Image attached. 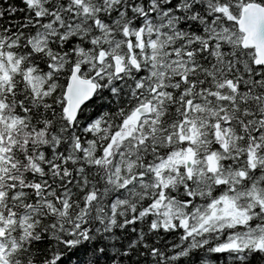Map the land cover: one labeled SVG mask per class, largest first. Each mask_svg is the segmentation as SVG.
Returning <instances> with one entry per match:
<instances>
[{
	"label": "snow or ice",
	"instance_id": "snow-or-ice-1",
	"mask_svg": "<svg viewBox=\"0 0 264 264\" xmlns=\"http://www.w3.org/2000/svg\"><path fill=\"white\" fill-rule=\"evenodd\" d=\"M0 264H264V0H0Z\"/></svg>",
	"mask_w": 264,
	"mask_h": 264
}]
</instances>
